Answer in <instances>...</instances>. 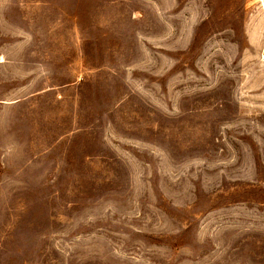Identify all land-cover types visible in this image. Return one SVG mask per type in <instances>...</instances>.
<instances>
[{
  "label": "rangeland",
  "instance_id": "obj_1",
  "mask_svg": "<svg viewBox=\"0 0 264 264\" xmlns=\"http://www.w3.org/2000/svg\"><path fill=\"white\" fill-rule=\"evenodd\" d=\"M0 264H264V0H0Z\"/></svg>",
  "mask_w": 264,
  "mask_h": 264
}]
</instances>
